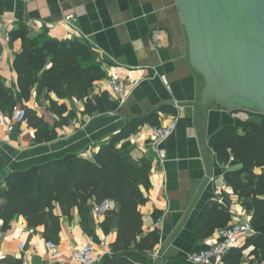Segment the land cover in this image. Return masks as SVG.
I'll list each match as a JSON object with an SVG mask.
<instances>
[{
  "label": "crops",
  "instance_id": "1",
  "mask_svg": "<svg viewBox=\"0 0 264 264\" xmlns=\"http://www.w3.org/2000/svg\"><path fill=\"white\" fill-rule=\"evenodd\" d=\"M21 34H46L60 41L77 39L88 46L105 73L89 89L87 98L93 104L95 98L104 100L105 93L114 102L106 87L111 74L136 80L138 85L123 105L104 112L92 106L88 112L83 98L60 99L39 84L23 100L12 68L14 55L21 49ZM0 56V74L5 86L16 95L15 105L36 112L56 133L52 140L36 143L35 129L26 120L15 124L9 137L2 131L0 170L7 175L68 153L92 159L101 145L137 120L142 122L126 141L131 158L139 161L148 148L149 126L176 122L175 131L162 144L165 160L156 164L148 158L149 186L142 188L144 202L137 206L142 218L140 237L153 231L158 234L153 247L159 250L158 258H152L150 250L135 248L134 243L114 247L118 230L110 227L114 218L107 225L104 220L107 212L117 211V206L106 200L113 205H102L105 201L99 206L89 203L92 211L84 225L76 208L70 217L61 216L55 254L45 245L43 226L29 227L21 215L7 223L0 220V264H74L69 252L88 244L94 246L93 264H191L185 258L215 238L223 212L228 213L227 224L236 218L250 220L251 212L225 180V172L240 166H231L228 161L220 164L208 141L224 126L233 125L241 132L244 121L257 118L215 104L202 111V78L188 62L186 35L175 0H0ZM49 98L66 106L62 114L65 120L48 109ZM8 115H0V129ZM4 181L0 183L2 192L6 191ZM4 202L0 197V205ZM95 207L101 209L93 211ZM54 213L60 215L57 208ZM246 238L239 236L232 246L241 248L239 262L213 258L210 264H264V251L245 246ZM20 242L25 243L21 249Z\"/></svg>",
  "mask_w": 264,
  "mask_h": 264
},
{
  "label": "trees",
  "instance_id": "2",
  "mask_svg": "<svg viewBox=\"0 0 264 264\" xmlns=\"http://www.w3.org/2000/svg\"><path fill=\"white\" fill-rule=\"evenodd\" d=\"M21 49L14 55L12 68L17 75V92L27 100L35 84L54 93L57 98L75 96L85 100V110L104 112L115 108L107 98L91 102L87 98L95 80L105 73L95 62L90 48L77 39L57 40L46 34L37 37L19 35ZM17 98L5 86L0 74V115L10 114ZM48 109L65 118L64 104L49 98ZM257 121L243 122L242 131L227 125L213 133L208 141L217 161L224 164L233 156L232 165L237 169L225 172L226 183L242 200L247 212H251L250 224L254 234L247 236L245 246L253 245L264 251V114L249 112ZM70 116V115H69ZM67 117V116H66ZM25 120L35 129L34 141L41 143L55 138L56 133L31 109L25 108ZM142 121H132L122 128L106 144L100 146L87 159L79 153H68L63 157L34 165L26 170L9 173L4 181L6 191L0 190L5 202L0 205V220L9 222L21 215L29 227L43 226V237L57 241L61 216L70 217L76 208L81 224L87 223L92 211L89 203L99 206L106 200L113 201L117 211L107 212V225L114 216L119 217L115 248L128 247L134 243L139 250H152L158 242L157 232L142 233V218L137 206L144 202L142 188L149 186L150 161L142 158L135 161L130 156L126 139ZM117 147V143L121 142ZM256 168L261 171L257 173ZM55 208L60 215L54 213ZM218 226L227 225L228 213L223 212ZM242 257L241 248L231 247L225 255L227 263H237Z\"/></svg>",
  "mask_w": 264,
  "mask_h": 264
},
{
  "label": "water",
  "instance_id": "3",
  "mask_svg": "<svg viewBox=\"0 0 264 264\" xmlns=\"http://www.w3.org/2000/svg\"><path fill=\"white\" fill-rule=\"evenodd\" d=\"M200 107L264 114V0H175ZM7 172L0 170V183ZM107 203L105 201L102 205ZM119 217L110 227L117 230Z\"/></svg>",
  "mask_w": 264,
  "mask_h": 264
},
{
  "label": "built area",
  "instance_id": "4",
  "mask_svg": "<svg viewBox=\"0 0 264 264\" xmlns=\"http://www.w3.org/2000/svg\"><path fill=\"white\" fill-rule=\"evenodd\" d=\"M1 59V56H0ZM163 82L165 77L161 76ZM138 85V81L130 80L125 76L111 74L106 81V87L110 90L112 101H114L116 108L124 104L127 95L130 91ZM76 102L75 98H72ZM25 120V108L15 105L11 113L8 115L7 122L3 123L0 129V143L3 142L1 132L11 134L15 124ZM175 120L170 121L166 126H149L148 148L144 156L151 159V162L159 164L166 158V151L162 147L164 141L175 131ZM233 161V156L230 155L227 164ZM113 205L106 203L105 206ZM101 207H95L93 211H99ZM33 232L31 228L29 230ZM254 234L251 227L250 220L245 218H236L229 224L217 229L215 238L211 239L206 247L201 248L195 252L190 253L185 258L191 264H210L213 258H224L233 244L238 240L239 236H250ZM24 242H20L19 249L23 248ZM46 247L55 254L57 252V245L53 241H46ZM94 246L92 244L77 247L69 252L71 262L74 264H93L95 262ZM152 258L159 257V250L153 248L150 250Z\"/></svg>",
  "mask_w": 264,
  "mask_h": 264
}]
</instances>
